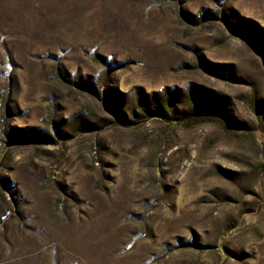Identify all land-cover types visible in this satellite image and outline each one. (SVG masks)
I'll return each instance as SVG.
<instances>
[{
    "label": "rangeland",
    "instance_id": "1",
    "mask_svg": "<svg viewBox=\"0 0 264 264\" xmlns=\"http://www.w3.org/2000/svg\"><path fill=\"white\" fill-rule=\"evenodd\" d=\"M0 264H264V0H0Z\"/></svg>",
    "mask_w": 264,
    "mask_h": 264
},
{
    "label": "trees",
    "instance_id": "2",
    "mask_svg": "<svg viewBox=\"0 0 264 264\" xmlns=\"http://www.w3.org/2000/svg\"><path fill=\"white\" fill-rule=\"evenodd\" d=\"M209 113L207 112H204V113H201V112H195L193 115H191L188 119L191 120V119H199V118H202L203 116H206L208 117ZM216 119V117H214ZM210 119V118H209Z\"/></svg>",
    "mask_w": 264,
    "mask_h": 264
}]
</instances>
